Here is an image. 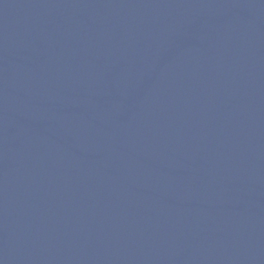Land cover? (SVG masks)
I'll list each match as a JSON object with an SVG mask.
<instances>
[{"label": "water", "instance_id": "1", "mask_svg": "<svg viewBox=\"0 0 264 264\" xmlns=\"http://www.w3.org/2000/svg\"><path fill=\"white\" fill-rule=\"evenodd\" d=\"M0 264H264V0H0Z\"/></svg>", "mask_w": 264, "mask_h": 264}]
</instances>
